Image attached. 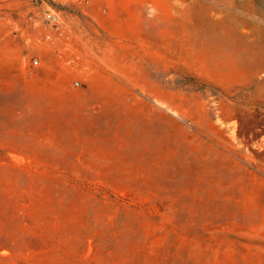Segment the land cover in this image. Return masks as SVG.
<instances>
[{
  "label": "rangeland",
  "instance_id": "obj_1",
  "mask_svg": "<svg viewBox=\"0 0 264 264\" xmlns=\"http://www.w3.org/2000/svg\"><path fill=\"white\" fill-rule=\"evenodd\" d=\"M263 143L264 0H0V264H264Z\"/></svg>",
  "mask_w": 264,
  "mask_h": 264
},
{
  "label": "bare ground",
  "instance_id": "obj_2",
  "mask_svg": "<svg viewBox=\"0 0 264 264\" xmlns=\"http://www.w3.org/2000/svg\"><path fill=\"white\" fill-rule=\"evenodd\" d=\"M205 110H206V115H207V107H206V103H205ZM198 118V117H197ZM199 121V120H198ZM196 123H197V121H196ZM201 126V124H199V127ZM210 126V125H209ZM217 130V129H216ZM218 132H219V130H218ZM264 144V143H263ZM221 145L223 146V149H225L226 151H227V153H228V155H229V153L230 154H232V155H235L236 153H235V150H236V148H233L232 150H229L227 147H226V145H227V143L225 142V141H223L222 143H221ZM244 145V144H243ZM229 157H230V155H229ZM233 157V156H232ZM241 157V156H240ZM231 158V157H230ZM233 159V158H232ZM240 159V158H239ZM248 159V158H247ZM238 160V159H237ZM249 160H251V159H249ZM242 163V162H241ZM252 163V162H251Z\"/></svg>",
  "mask_w": 264,
  "mask_h": 264
},
{
  "label": "built area",
  "instance_id": "obj_3",
  "mask_svg": "<svg viewBox=\"0 0 264 264\" xmlns=\"http://www.w3.org/2000/svg\"><path fill=\"white\" fill-rule=\"evenodd\" d=\"M45 18H46L47 22H49L51 24H56V22H57V17L54 14H52V13H48L45 16Z\"/></svg>",
  "mask_w": 264,
  "mask_h": 264
}]
</instances>
